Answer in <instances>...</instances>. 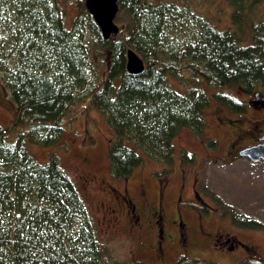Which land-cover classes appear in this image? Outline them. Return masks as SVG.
Wrapping results in <instances>:
<instances>
[{
	"label": "trees",
	"instance_id": "1",
	"mask_svg": "<svg viewBox=\"0 0 264 264\" xmlns=\"http://www.w3.org/2000/svg\"><path fill=\"white\" fill-rule=\"evenodd\" d=\"M259 1L227 0L234 30L221 32L171 3L118 0L119 13L130 16L133 27L104 40L85 0H0V82L14 106L11 125H0V264H108L75 182L55 157L37 163L29 145L56 146L65 118L80 102L76 115L96 110L112 131L114 179L130 178L145 155L167 167L166 180L176 137L189 130L203 138L211 97L245 114V104L222 91L264 93V23H249L250 38L241 37ZM92 50L102 64L94 82ZM128 50L143 60L142 75L127 72ZM182 159L186 166L195 163L184 151ZM195 196V209L209 215L198 183ZM226 209L221 215L233 226L264 231L258 221Z\"/></svg>",
	"mask_w": 264,
	"mask_h": 264
},
{
	"label": "rangeland",
	"instance_id": "2",
	"mask_svg": "<svg viewBox=\"0 0 264 264\" xmlns=\"http://www.w3.org/2000/svg\"><path fill=\"white\" fill-rule=\"evenodd\" d=\"M145 2L155 6L171 3L221 32L234 30L227 0ZM251 22L264 23V0L249 16L241 37L250 38ZM116 24L124 33L133 27L132 18L123 12ZM91 37L85 32L84 41L91 43ZM89 56L88 71L94 82L102 73V64L98 52L92 50ZM222 93L245 104L246 113L233 114L211 97L204 112L203 138L189 130L176 137L174 164L166 180L162 173L167 167L145 155L143 165L130 178L114 179L108 161L112 131L96 110L76 115L80 102L65 118V131L56 146L29 145L37 163L46 164L55 157L75 182L107 251L108 264H262L264 231L239 229L222 217L221 210L227 208L264 226V162L239 155L264 136V106H252L255 94L247 95L241 87H226ZM13 118L14 106L0 82V125L8 128ZM182 151L195 158L194 165L183 164ZM195 183L206 196L209 215L195 209ZM230 242H238L237 247L228 250Z\"/></svg>",
	"mask_w": 264,
	"mask_h": 264
},
{
	"label": "water",
	"instance_id": "3",
	"mask_svg": "<svg viewBox=\"0 0 264 264\" xmlns=\"http://www.w3.org/2000/svg\"><path fill=\"white\" fill-rule=\"evenodd\" d=\"M117 1L85 0V7L100 29L104 40H109L120 31V28L116 24V18L119 12ZM126 70L132 76H140L145 70L143 60L133 50H128L126 53ZM251 105L254 107L264 106V101L261 100L260 93L255 94V100L251 101ZM239 155L251 162H264V136L262 144L245 148Z\"/></svg>",
	"mask_w": 264,
	"mask_h": 264
},
{
	"label": "flooded vegetation",
	"instance_id": "4",
	"mask_svg": "<svg viewBox=\"0 0 264 264\" xmlns=\"http://www.w3.org/2000/svg\"><path fill=\"white\" fill-rule=\"evenodd\" d=\"M263 107V106H262ZM259 140H260V142L259 143H257L256 145H251V146H249V147H253V146H257V145H260V144H262L263 143V136H260L259 137ZM240 153V152H239ZM228 242H229V240H228ZM237 245H238V242L235 244L234 242H230V245H229V247H228V250H233L235 247H237Z\"/></svg>",
	"mask_w": 264,
	"mask_h": 264
}]
</instances>
